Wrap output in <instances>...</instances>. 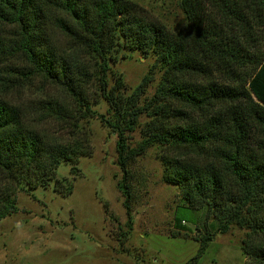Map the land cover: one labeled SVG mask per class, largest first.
Wrapping results in <instances>:
<instances>
[{"label": "trees", "instance_id": "obj_1", "mask_svg": "<svg viewBox=\"0 0 264 264\" xmlns=\"http://www.w3.org/2000/svg\"><path fill=\"white\" fill-rule=\"evenodd\" d=\"M180 8L186 22L173 32L132 0H0V86L43 78L78 106L51 100L31 112L0 92V221L17 213L19 191L50 187L62 163L92 153L77 137L81 120L96 117L117 136L118 188L130 226V165L160 145L169 151L164 180L180 188L186 204L176 227L186 230L182 223L193 217L185 214L200 209L219 221L221 233L245 229L246 264H264V0H181ZM125 52L153 57L163 71L144 107L138 102L150 78L125 103L123 77L109 85L110 65ZM95 80L111 119L92 109ZM145 112L144 139L130 149L126 134ZM53 123L72 128V139L48 135ZM208 241L202 238L188 264Z\"/></svg>", "mask_w": 264, "mask_h": 264}, {"label": "rangeland", "instance_id": "obj_2", "mask_svg": "<svg viewBox=\"0 0 264 264\" xmlns=\"http://www.w3.org/2000/svg\"><path fill=\"white\" fill-rule=\"evenodd\" d=\"M132 1L173 32L186 22L181 0ZM119 56L110 65L109 85L115 86L118 76L123 77L120 98L125 103L150 78L138 102L139 107H144L155 95L163 71L155 58H146L140 52ZM0 92L11 104L31 112H40L51 100L68 109H78L71 97L43 78L24 85L0 86ZM88 93L92 109L111 119L97 80ZM150 121L145 112L135 130L127 132L130 149L141 144ZM79 125L77 138L86 139L92 153L78 162L59 166L57 189L53 181L48 188L16 194L17 213L0 221V264H188L198 256L203 237H211V241L195 264L247 263L242 250L245 229L232 225L227 233H221L219 221L196 208L192 214H185L193 217L182 223L186 230L176 227L178 213L186 204L180 188L164 180L163 157L169 151L160 145L151 147L130 165V226L125 198L118 188L123 173L118 164L116 134L96 117L81 120ZM45 128L52 138L72 139V128L65 123ZM215 223L217 226L212 229Z\"/></svg>", "mask_w": 264, "mask_h": 264}]
</instances>
